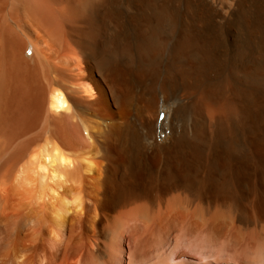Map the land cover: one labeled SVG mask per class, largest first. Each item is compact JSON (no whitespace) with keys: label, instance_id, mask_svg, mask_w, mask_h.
<instances>
[{"label":"bare ground","instance_id":"6f19581e","mask_svg":"<svg viewBox=\"0 0 264 264\" xmlns=\"http://www.w3.org/2000/svg\"><path fill=\"white\" fill-rule=\"evenodd\" d=\"M0 264H264V0H0Z\"/></svg>","mask_w":264,"mask_h":264},{"label":"rangeland","instance_id":"374dc122","mask_svg":"<svg viewBox=\"0 0 264 264\" xmlns=\"http://www.w3.org/2000/svg\"><path fill=\"white\" fill-rule=\"evenodd\" d=\"M162 111H163V112H165V111H166V109H165V108H163V109H162Z\"/></svg>","mask_w":264,"mask_h":264}]
</instances>
